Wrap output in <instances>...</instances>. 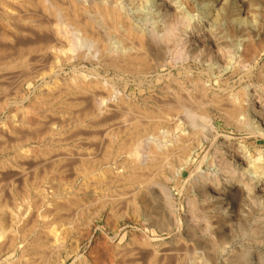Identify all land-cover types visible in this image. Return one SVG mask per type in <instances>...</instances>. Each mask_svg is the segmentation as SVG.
<instances>
[{"label": "bare ground", "instance_id": "obj_1", "mask_svg": "<svg viewBox=\"0 0 264 264\" xmlns=\"http://www.w3.org/2000/svg\"><path fill=\"white\" fill-rule=\"evenodd\" d=\"M263 67L253 0H0V259L35 224L9 194L40 208L43 264L101 219L88 264H264V152L218 129L264 139Z\"/></svg>", "mask_w": 264, "mask_h": 264}, {"label": "rangeland", "instance_id": "obj_2", "mask_svg": "<svg viewBox=\"0 0 264 264\" xmlns=\"http://www.w3.org/2000/svg\"><path fill=\"white\" fill-rule=\"evenodd\" d=\"M253 2H254L255 5L261 6L262 8H264V0H253ZM263 73H264V67H263ZM250 80L253 83H256L258 81L257 78H255V76H253ZM0 120H1L0 124L4 123L3 119H0ZM218 124H219L218 125V129L220 130V132L230 135L232 142H234V143H245L246 145L249 146V148L251 150H257V151H263L264 152V139L262 137H259V136L255 135V134L251 135V134H249V133H247L245 131H242V130L241 131H236L235 127L226 126L224 124V122L220 121V120L218 121ZM208 148H209V146H208ZM9 155H10L9 151H6V152L3 153V156L5 158H8ZM192 169H193V167H190V169L187 170V172H185V174H188V172H190ZM7 171H9V169ZM21 183L22 182H16L15 183V187L14 188L17 189V188L21 187V188H19V190L17 189V191H20L22 188H24V185L21 184ZM179 185H181V182H177L176 186H174V193L176 195L177 204L178 205L180 204L179 213L181 215V214H183V207H184V203H185V198H184L185 195L184 196L183 195L182 196L178 195L177 188H178ZM1 187H2V185H1ZM186 187H187V185H186ZM10 196L11 195L8 194L7 197H6L7 199L6 198H4V200L2 199L3 201L1 200L2 201L1 205H7L9 209L11 208L10 210H12L14 213H17L18 215H20V218L26 220L25 221L26 223L28 222L27 223V225L29 224L28 227H30L31 224H32V221H30V218H32V216L34 217V215H35V217H34L35 224H34V227H31V231H30V233L27 236V240L28 241H30V240L32 241V243L30 244V247H29L30 248L29 251L25 252L20 258H18V261H17L18 263H14V262H12V260H9L8 262L7 261H3V258H4L3 257L4 255H3L1 257V259H0V264H13V263L14 264H27V262H28V264H43V261H45L44 259L48 258V254H47L48 250H46L47 248H45V251H42V250H44V249H42L43 246L41 247L39 242H35L34 241L35 238L32 239V237H35L37 235H42L43 234V230H44L43 229V226H44L43 220L41 218V215L38 217V215L40 213V208L39 209H36V208L34 209V207L32 206L31 201H29L27 199L26 200L24 198L23 199H19V198H22V197H18V196H15V197L11 196L10 197ZM23 200H24V202H23ZM34 210H35V212H33ZM37 210H38V212H37ZM96 223L100 227V228H97V229H93V233L95 234L96 237H93L92 238L93 240L92 239H87V240L83 241L81 244H79L80 246H79L78 251H77L76 254L74 252L73 253L69 252L72 249L71 246H70V245H72L71 242L73 243V241L74 242L76 241L73 237L70 238V242L68 241V245H67L68 247H70V250L68 248L67 253H63V256H62L64 258L63 264H88L89 263V259L87 257V254H88L89 248L90 247H94V246H95V248H97L98 245H101L102 242H99V241H100V238L102 236H104V235L105 236H107V235L108 236H113V233L105 227L104 221H102V219L98 220ZM119 225H120L119 228H121V230H122L121 233H120V236H122V237L119 239L118 243L122 244V245L127 242L128 238H129L128 233L139 231V228L135 227L132 221H126V220L122 219L120 221ZM138 227H140V226H138ZM149 229H150L149 231H151V230H154L155 228L151 227ZM37 233H39V234H37ZM172 235H173V232L169 233V234H164L162 240L169 241L171 239ZM99 236H101V237H99ZM237 242H238V244L243 243L242 245H248L246 243V240L242 236L238 237ZM74 244H76V247H74V245H72V246H73L74 250H77V245L78 244L76 242ZM248 247H250V245H248ZM98 248H99V246H98ZM99 250H100V252L102 251L101 248ZM141 252H142V254H144V252L146 253L147 250H141ZM17 253L18 252L15 253V256H14L13 259H15L16 257L19 256V253L18 254ZM45 254H46L47 257L45 256ZM77 255H78V257H77ZM263 255H264V250L262 248L257 247V246H254L252 248V253H251L252 260H255V259H260L261 260ZM75 256H76V258H75ZM251 256H250V258H251ZM255 256H256V258H254ZM82 257H83V260L81 259ZM139 262H140L139 264H143V262L145 264V261L139 260ZM255 262H256V260H255ZM259 262H261V261H259Z\"/></svg>", "mask_w": 264, "mask_h": 264}]
</instances>
